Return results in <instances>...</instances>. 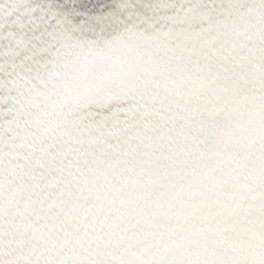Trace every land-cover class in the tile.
<instances>
[{"label":"snow or ice","instance_id":"1","mask_svg":"<svg viewBox=\"0 0 264 264\" xmlns=\"http://www.w3.org/2000/svg\"><path fill=\"white\" fill-rule=\"evenodd\" d=\"M0 264H264V0H0Z\"/></svg>","mask_w":264,"mask_h":264}]
</instances>
